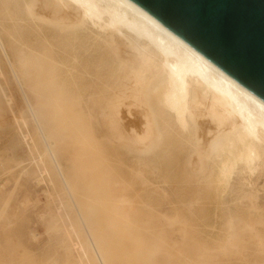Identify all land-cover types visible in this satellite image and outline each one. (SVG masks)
<instances>
[{"label":"bare ground","instance_id":"bare-ground-1","mask_svg":"<svg viewBox=\"0 0 264 264\" xmlns=\"http://www.w3.org/2000/svg\"><path fill=\"white\" fill-rule=\"evenodd\" d=\"M0 48L5 57L19 59L29 76L28 80L25 72L26 88L34 96L22 87L23 98L32 116L43 120L38 124L44 156L66 185L63 166L60 167L63 148L57 146L61 144L60 136L51 141L45 133L51 128L57 129V134L63 120L89 138L96 129L92 131L88 125L98 118H89L93 115L88 106L93 104L101 110L96 116L105 118L101 125L106 139L122 147H104L105 138L103 144L94 143L97 147L101 144L98 153H105V209L101 208L106 210L111 221L108 228L116 240L131 228L123 222L124 218L128 220L129 212L149 211L148 202L140 199L158 194L162 183L177 182L185 186L188 199L199 200L219 218L230 235L221 246L223 251L231 249L233 257L246 250L252 263L264 264V199L259 198L260 188L253 180L264 169V102L260 98L130 0H0ZM10 66L15 69L14 64ZM35 102L40 104L38 110H34ZM87 117L90 123L85 121ZM77 138L79 143L84 137ZM99 140L100 136L96 141ZM95 153L98 154L96 150ZM162 169L167 170L166 176H155ZM86 189L89 192L92 188ZM136 204L142 207L137 209ZM181 220H170V226H181L177 231L186 241L189 234ZM133 226L136 228L135 223ZM122 242H128L130 249L118 242L121 247L116 251L121 253L119 256L113 251L117 253L115 259L174 264L160 263L162 244L154 248L137 229L131 228ZM112 256L105 260L118 264L119 259L113 260ZM203 257L201 263H187L184 258L182 264H215L207 251Z\"/></svg>","mask_w":264,"mask_h":264},{"label":"rangeland","instance_id":"rangeland-1","mask_svg":"<svg viewBox=\"0 0 264 264\" xmlns=\"http://www.w3.org/2000/svg\"><path fill=\"white\" fill-rule=\"evenodd\" d=\"M5 46L9 48L7 39H5ZM6 57L0 48V264H102L103 262V264H109L105 260V257L113 255V258H111L114 260V255L117 254L116 252H119L116 250H119L118 248H120L121 245L123 247H129L128 242L123 244L122 241L125 235L131 231V228L137 229L143 237L150 242V245L153 244L154 248L156 245L162 244L163 248L158 256L160 263L182 264L184 263V258L187 259V263L188 261L191 263L199 261L198 263H201L204 261L203 254L207 251L212 254V261L215 264H258L252 263L253 261L249 256V252L246 250L241 251L242 258L241 253H234V256L237 255L235 257L233 256V258L230 252L231 249L227 252L221 249V246L230 239V235L221 226L219 218L216 217L213 212H210L199 200L188 199L189 197L185 195V186L177 182L167 183V185L162 183V185H160L161 188L157 191L158 194L150 196V199H140V201L148 202L149 205H147V208L149 211L144 210L145 212H140L139 214L129 212L127 214L128 220L124 218L123 222L125 223L126 221V223L131 225V228H127L124 233L125 235L123 234L121 238L122 240L120 238H118L120 240H116L117 237H115L112 230L108 228L111 221H109V218L106 216L105 208L102 207L105 206V197L103 196L105 195V191L103 190L105 187V157H103L105 153L102 154L98 152L100 151L99 149H101L100 145L103 144L101 142H104V138L106 142L108 141L107 144L104 142V147L107 145L111 148L113 147L120 150H122V147L114 145V143L112 144L111 142L109 143L110 138H107L108 140L106 139V135H104L105 127L101 125L105 118L98 115L96 116V112L97 114L101 113L98 112L101 110H98V106L96 108L93 104H91L90 107L88 106L90 109L88 111L91 112L88 113L93 115L88 117L98 118V121L91 118L95 120L92 121L93 125L88 117L85 120L89 121L88 123L91 122V126L90 124H85L86 126L88 125V128L92 127V131L96 129V131H94L97 133L96 135L98 137H96L95 132H92L93 135H90L94 139L90 136L88 138L85 133H77L78 131L74 128L73 124H69L67 121L65 122L63 120L60 121V124L61 122L62 124L57 134L54 132L57 131V129L51 130V128L45 133L51 141H54L53 139L60 136L61 144L58 142L57 146L60 145L62 146L61 148H63V157H60V167L63 166V171H61L62 173L64 172L63 176L66 183H68V185H66L63 183L62 176L59 175L54 164L44 156L45 145L39 126L40 123L38 124V122L43 123V120L39 115V117L36 118L32 116L33 114L23 98L22 87L25 88L24 91L27 94L29 93L30 95L31 93L32 96H34V92L30 88H26L28 87L26 81L29 80V76L26 70L24 69L25 71H23L21 68L19 59L16 60L13 56L7 57V59ZM9 64H14L15 69ZM13 69L15 71H13ZM25 72L28 80H26L27 77L25 76ZM15 74H18V79ZM18 80H20L22 86ZM32 104L36 107H33L34 110H38L37 105L40 107V104H36V102ZM63 108H65V106ZM91 109L97 111L93 110L95 112L92 113ZM62 126H65V129H61ZM78 134H80V136ZM99 136L100 140H102L96 141ZM76 138L79 140L80 138L83 139L77 143L78 140H76ZM95 142L97 144H99V142L101 143L98 145L99 148L94 144ZM94 145H96L97 148ZM102 149V151L105 152L103 147ZM91 150L93 152H91ZM95 150L102 156L96 153L95 156ZM88 151L91 155H89L90 153H88ZM122 160L125 162V159L122 158ZM76 161L80 162L76 163ZM82 163L88 164L83 165ZM97 164L101 168L98 167ZM76 165L78 167L77 169L75 168ZM78 165L81 166V168L86 167L80 169ZM47 169L49 171H46ZM83 169H87V171ZM45 171L48 173H45ZM98 172L101 175H99ZM158 172L152 173V175L158 173V175L155 176H166L168 173L165 169L159 170ZM260 172L258 175L256 174L253 180L258 183H255L257 189L259 190L260 188L258 196L263 201L264 191L262 189H264V169ZM92 176L94 178H92ZM99 178H101V180ZM92 179H96V184L93 185L95 181ZM98 179L100 182H98ZM83 183L86 185H83ZM64 185L69 186L68 189ZM89 185L90 187H87ZM84 186L89 188V190L92 189L86 192L87 189ZM96 187L98 189H96ZM230 199H232V197ZM74 201H76L77 204ZM135 207L138 209L142 206L141 204H136ZM262 208H260V210ZM240 209L242 210L243 208L240 207ZM173 219H182L181 221L185 222V225H182V227H185V230L189 234L186 241L182 240L180 233L177 231L181 226L177 225L174 228L170 226V220ZM99 221H102L101 224ZM88 222H91L92 225ZM134 223L136 228L133 226ZM105 230L107 231L105 232ZM109 232L113 234V237L110 236ZM101 239L106 242V246L101 244L104 243ZM114 240L116 242H114ZM107 241H109V243ZM93 242L95 243L93 244ZM118 242L121 244L120 247L117 244ZM104 248H107L108 251L106 249L105 251ZM127 249L129 250L130 247ZM95 250L97 253H95ZM111 250L112 255L110 254L108 256V252H111ZM113 251L116 252L113 254ZM100 252L104 255L102 256ZM120 253L121 251L117 255L120 256ZM166 253L168 254L166 255ZM99 254H101V257ZM118 259L119 258H116L115 260ZM115 263L117 264V261ZM118 264L142 263H131L119 259Z\"/></svg>","mask_w":264,"mask_h":264},{"label":"water","instance_id":"water-1","mask_svg":"<svg viewBox=\"0 0 264 264\" xmlns=\"http://www.w3.org/2000/svg\"><path fill=\"white\" fill-rule=\"evenodd\" d=\"M264 102V0H130Z\"/></svg>","mask_w":264,"mask_h":264}]
</instances>
